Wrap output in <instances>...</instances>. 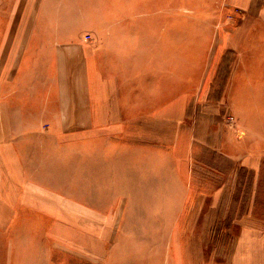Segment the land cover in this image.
<instances>
[{
	"label": "rangeland",
	"instance_id": "374dc122",
	"mask_svg": "<svg viewBox=\"0 0 264 264\" xmlns=\"http://www.w3.org/2000/svg\"><path fill=\"white\" fill-rule=\"evenodd\" d=\"M10 1L0 0V8L14 3ZM106 1L131 3L88 0L98 12L90 14V28L78 34L87 54L107 46L108 31L115 35L116 8L103 12L100 5ZM214 7L217 21L205 39L195 43L182 37L190 43L182 46L198 65L189 80L204 77V84L199 91L184 89L174 100L173 113L164 110L162 117L144 118L125 132H118L115 122L77 126L76 155L68 150L54 157L51 142L42 137L18 141L27 145L22 154L30 180L61 185L60 193L73 186L76 201L94 205L76 203L69 207L75 216L68 211L56 216L42 211V204L15 202L22 191L18 181L11 190L0 172V264H264V44L244 43L250 35L264 36V28L252 34L245 28L235 31L234 21L244 11L236 15L228 0H218ZM199 15L173 12L178 25ZM140 24L136 46L141 53L150 52L149 30ZM150 65L151 59L142 60L140 74ZM21 128L29 136L65 134L64 125H0V167L6 161L5 140ZM100 134L110 139L109 148L91 140ZM124 144L136 149L123 150Z\"/></svg>",
	"mask_w": 264,
	"mask_h": 264
},
{
	"label": "crops",
	"instance_id": "0c3cea01",
	"mask_svg": "<svg viewBox=\"0 0 264 264\" xmlns=\"http://www.w3.org/2000/svg\"><path fill=\"white\" fill-rule=\"evenodd\" d=\"M29 1L11 0L13 4L0 8V125H33L34 129L42 123L56 127L64 125L65 134L43 136L33 133L29 136L25 128L17 130L15 136L11 132L12 136L4 142L6 161L0 172L4 173L8 185L12 184L11 190L18 181L22 191L19 201L15 202L33 201L38 206L42 204L45 209L41 206V210L47 213L49 210L61 216L68 211L75 216L69 207H76V203L94 205L93 201H76L77 193L73 192V186L68 193H60L61 185L51 186L44 179L39 184L30 180L28 161L22 154L27 145L18 141L42 137L51 142L48 145L54 157L65 156L68 150L76 155L77 126L115 122L118 132H125L129 127L135 130L144 118L162 117L160 112L164 110L173 113L174 100L184 89L194 86L192 89L199 91L198 88L204 84V77L196 82L189 80L196 74L198 65L192 63L194 59L182 46L190 44L182 37L188 35L186 37L193 38L195 43L206 38V32L209 33L217 21L214 2L218 0H131L127 5L106 1L100 5L102 11L110 13L115 7L117 14L118 10L122 14H116L115 35L110 37V32L107 33L110 40L107 46L103 45L94 52L91 50L89 54L86 53L85 42L78 35L90 28L89 19L93 18L90 14L97 11L88 0H62L63 3L61 0H33L31 7ZM228 1L230 6L235 5L231 11H237L236 15L244 11L243 17L234 21L235 31L245 28L252 34L253 30L264 28V0ZM174 11H191L200 15L192 21H180L179 26V20L173 18ZM131 17L140 20H132ZM140 23L149 30L147 43L153 45L150 52L141 50V53L136 46ZM178 29L181 31L177 32ZM262 37L250 35L244 43H256L262 47ZM234 38H237L236 32ZM174 46H180L182 50L174 51ZM149 59L152 65L141 75V61ZM256 59L260 60L259 57ZM245 70L248 71L247 67ZM197 75L204 76V72ZM79 89L82 92L77 97ZM78 102H82V106ZM176 106L180 107V104ZM42 109L48 116H41ZM167 113L164 112L165 115ZM94 117L102 120L96 121ZM109 118H115V121ZM88 138H85L87 152ZM90 138L100 140L103 149L109 148L106 141L110 139L104 134ZM121 138L118 135V140ZM66 141L68 146L64 145ZM125 146L122 145L123 150L136 149L132 145ZM60 171V168H53V172ZM38 189L43 191L38 192ZM62 195L64 198L60 197ZM89 209L93 212L92 207Z\"/></svg>",
	"mask_w": 264,
	"mask_h": 264
}]
</instances>
